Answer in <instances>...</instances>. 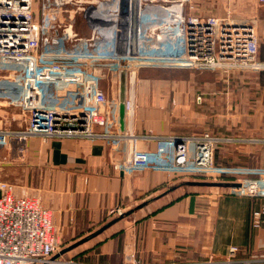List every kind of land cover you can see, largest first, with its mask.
Instances as JSON below:
<instances>
[{
    "label": "built area",
    "instance_id": "obj_1",
    "mask_svg": "<svg viewBox=\"0 0 264 264\" xmlns=\"http://www.w3.org/2000/svg\"><path fill=\"white\" fill-rule=\"evenodd\" d=\"M108 1L41 0L36 8L34 0H0V149L12 162L27 165L30 139L47 144L85 138L102 143L103 166L124 178L144 171L162 172L171 180L204 174L213 177L211 182L233 184L217 187L224 194L264 197V191H256L264 186V168L213 163L218 139L139 134L133 127L140 69L264 71L254 23L230 17L229 9L223 16L184 17L186 0H111L109 30L102 37L94 29L81 36L71 13L83 12L86 18ZM256 4L263 13L264 0ZM151 9L173 10L171 25L152 32ZM147 35L160 38L165 50L145 51ZM113 86L116 94L109 96ZM140 141H152L154 148L140 150ZM222 176L230 178L219 181ZM125 213L122 206L109 208L107 220ZM263 215L264 207L251 209L250 226L259 228ZM59 249L51 210L39 197L16 195L13 184L0 181V264H86L58 257ZM239 253L231 247L225 258L190 264L264 262V256Z\"/></svg>",
    "mask_w": 264,
    "mask_h": 264
},
{
    "label": "crops",
    "instance_id": "obj_2",
    "mask_svg": "<svg viewBox=\"0 0 264 264\" xmlns=\"http://www.w3.org/2000/svg\"><path fill=\"white\" fill-rule=\"evenodd\" d=\"M111 2L91 10L80 21L82 27L97 30L102 37L101 32L110 28ZM173 14L171 9L149 10L147 18L152 32L170 26ZM42 18L36 12V19ZM102 18L106 19L102 26L93 22ZM59 20L64 22L63 16ZM82 36L90 35L86 31ZM143 49L164 51L165 45L160 38L147 35ZM164 73L161 68L141 71L134 130L139 134L176 137L204 130L213 133V110L211 117L202 113L204 123L202 116L197 120L199 114L191 107L188 96L179 95L181 90L191 94L187 85L173 77H169L170 81L176 84L168 85L169 75ZM159 76L165 78L157 79ZM115 90L113 86L111 94ZM217 135L220 134L213 136ZM224 138H228L227 143L217 145L234 146L235 141L247 140L229 135ZM248 140L253 148L251 162L245 166L264 167V137L258 134ZM138 148L153 149L154 143L140 141ZM27 157L34 167H38L39 160L46 163L43 169L22 171L21 185L30 187L31 195L42 196L44 207L52 211V223L60 242L58 257L86 264H190L225 258L231 247L239 249L240 257L264 256V215L259 228H252L249 222L251 209L264 207V197L252 199L224 194L217 187L184 185L180 179L171 180L162 172L144 171L124 178L103 166L102 143L85 138L52 139L47 144L31 139ZM230 160L231 156H227L225 161ZM16 195L21 194L16 190ZM115 206H122L127 215L108 226L112 220H107V211Z\"/></svg>",
    "mask_w": 264,
    "mask_h": 264
},
{
    "label": "rangeland",
    "instance_id": "obj_3",
    "mask_svg": "<svg viewBox=\"0 0 264 264\" xmlns=\"http://www.w3.org/2000/svg\"><path fill=\"white\" fill-rule=\"evenodd\" d=\"M40 1L41 0H34L36 7L39 6ZM185 5V10L183 12L184 17L186 15L223 16L225 15V11H223V9H229L230 17H234L236 20L242 22L254 23L256 26L259 50L264 48V11L261 13V11L258 10L256 0H186ZM71 16H75L74 28L80 31L81 36L85 34L86 31H89L85 30L80 22L85 19L83 12L76 15L72 12ZM93 22H97L98 26H102V24H106V19H95ZM108 22L109 17L107 18V23ZM145 69L154 68L140 69L138 71V81H140L141 71ZM161 69L166 71L164 76L168 74V78L173 77L175 80L180 79L179 81H183L182 83L187 85V90H189V93L191 94H186L184 90H181L179 91V95H182L183 98L188 96V100L191 102V107H193V109L199 114L197 120L201 119L202 113H208V116L211 117V112L213 110L212 116L215 123L213 133L215 135H220L213 136L214 134L212 132L204 130L201 133L185 137L196 136L197 138H201L200 136L208 134L212 138L218 139L213 144L212 150V160L215 165L251 169L264 168L262 166H245L246 163L251 162L249 157H251L250 151L253 148L250 147L252 142L248 139L253 136H257L258 134H261L264 137V71L230 70L228 72H224L219 70L217 72L213 71L214 73L207 74L203 73L204 71H190L186 69ZM174 72L176 73L173 74ZM164 76H159L157 79L163 80V78H165ZM172 83L176 84V81H170L169 78L167 84L169 85ZM115 94L116 92L113 91V95ZM173 95L170 99L171 103ZM109 96H111L110 92ZM211 107H213V109H211ZM6 112L17 113L16 110H7ZM222 115H225L223 119V130L221 129ZM204 122L205 117L202 116V123ZM10 129H17V124H11ZM260 130H262V132H260ZM222 132L226 134H223ZM227 135L236 140L243 139V137L247 140L245 142L235 141L234 146L217 145L220 143L226 144L227 142L225 141H228V138L224 137ZM244 148L247 151H244ZM237 150L240 151L238 152ZM227 156H231L229 163H226L225 161ZM232 156L235 159L232 158ZM4 158L8 161L2 163ZM27 161H29L28 157ZM0 162L2 163L0 164V181L13 184L19 194H25L29 197H39L40 200L42 198L41 203L44 207V198L42 196L31 195L30 187L21 185V172L24 170L30 171V169L33 170V168L43 169L44 167L42 166V161L39 160L42 165L39 164L37 165L38 167L32 166L31 163L27 165L18 164L12 162L11 159L9 160L6 151H2L0 149ZM229 178L230 176H222L219 181L227 180ZM179 179L180 183L184 182V180L211 182L213 177H209L204 174H197L194 177H187L184 179L180 177ZM220 190L224 191L223 188Z\"/></svg>",
    "mask_w": 264,
    "mask_h": 264
},
{
    "label": "water",
    "instance_id": "obj_4",
    "mask_svg": "<svg viewBox=\"0 0 264 264\" xmlns=\"http://www.w3.org/2000/svg\"><path fill=\"white\" fill-rule=\"evenodd\" d=\"M191 185V186H202V187H230L233 184L230 183H221V182H196V181H191V182H185L184 185ZM256 191H264V186L260 185L256 187ZM126 214H124L123 216L113 219L108 226H111L112 224L116 223L117 221H119L120 219H122L124 216H126ZM106 226V227H108Z\"/></svg>",
    "mask_w": 264,
    "mask_h": 264
},
{
    "label": "trees",
    "instance_id": "obj_5",
    "mask_svg": "<svg viewBox=\"0 0 264 264\" xmlns=\"http://www.w3.org/2000/svg\"><path fill=\"white\" fill-rule=\"evenodd\" d=\"M259 52H260V53H259ZM258 53H259V55H258V59H259L260 61H264V48H262V49L259 50V47H258Z\"/></svg>",
    "mask_w": 264,
    "mask_h": 264
}]
</instances>
